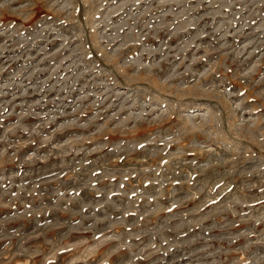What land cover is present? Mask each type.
<instances>
[{
    "label": "rangeland",
    "instance_id": "374dc122",
    "mask_svg": "<svg viewBox=\"0 0 264 264\" xmlns=\"http://www.w3.org/2000/svg\"><path fill=\"white\" fill-rule=\"evenodd\" d=\"M0 264H264V0H0Z\"/></svg>",
    "mask_w": 264,
    "mask_h": 264
}]
</instances>
